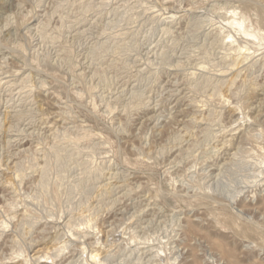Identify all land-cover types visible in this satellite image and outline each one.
Returning a JSON list of instances; mask_svg holds the SVG:
<instances>
[{"label": "rangeland", "instance_id": "obj_1", "mask_svg": "<svg viewBox=\"0 0 264 264\" xmlns=\"http://www.w3.org/2000/svg\"><path fill=\"white\" fill-rule=\"evenodd\" d=\"M0 264H264V0H0Z\"/></svg>", "mask_w": 264, "mask_h": 264}, {"label": "bare ground", "instance_id": "obj_2", "mask_svg": "<svg viewBox=\"0 0 264 264\" xmlns=\"http://www.w3.org/2000/svg\"><path fill=\"white\" fill-rule=\"evenodd\" d=\"M235 16V15H234ZM240 26H241V24H239ZM238 25V26H239ZM239 26V27H240ZM245 32V31H244ZM247 32V31H246ZM227 40V39H226ZM225 53V52H224ZM239 54V53H238ZM240 56V55H239ZM232 57V56H231ZM233 69V68H232ZM222 74V73H221ZM245 77V76H244ZM230 130V129H229ZM88 224V223H87ZM98 256V255H97ZM91 258L93 259L94 258V261H95V258H96V253H93V254H91Z\"/></svg>", "mask_w": 264, "mask_h": 264}]
</instances>
